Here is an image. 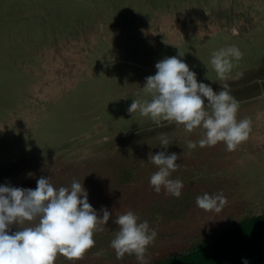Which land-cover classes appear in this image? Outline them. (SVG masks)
<instances>
[{
    "label": "rangeland",
    "instance_id": "rangeland-1",
    "mask_svg": "<svg viewBox=\"0 0 264 264\" xmlns=\"http://www.w3.org/2000/svg\"><path fill=\"white\" fill-rule=\"evenodd\" d=\"M19 1L0 0V19L3 13L22 10L21 15L5 17V21L10 20L8 24L16 34L22 31H16L17 27L27 31L35 26L40 36L34 43L26 39L22 48L29 51L36 47L30 53L40 56L42 70H36L37 77L24 84L18 78L2 76L1 91L7 97L0 99V185L34 190L37 180L45 177L58 189L70 188L75 180L87 190L88 201L98 215L102 216L100 210L104 207L111 213L104 230L94 234L95 247L82 259L69 260L57 254L54 264H140L135 255L117 259L110 246L119 230L112 221L127 211H133L140 222L148 221L157 231L154 243L148 247L147 264L182 255L245 216L264 213V96L263 101L238 103L237 120L249 119L252 131L248 140L232 152L226 150L224 142L204 148L197 144L196 149L189 150L187 141L202 139V129L188 133L183 126L167 122L157 127L151 119L142 118L138 110L128 112L134 99L151 98L138 84L145 85L146 77L156 74V63L167 57L176 56L186 62L197 73L199 82L210 84L214 90L225 82L218 81L210 64L213 51L235 45L242 53L250 54L249 58L233 60L238 75H245L246 66L263 62L264 32H258L264 28V9L259 12L264 0H187L193 9L188 16L202 25L200 30L187 29L189 36L176 35L175 18L184 20L180 11L183 0H118L116 6L121 11L115 14L106 11L111 0H81L76 5H81L83 11L73 6L64 18L54 2L46 0L50 9L47 15L53 20L48 21L52 23L49 27L43 25V10L40 2L36 3L39 0ZM226 8L254 14L248 26L252 34L246 40L232 34L233 23L220 24V28L212 24V30L211 23L203 24L206 18L210 22L205 15ZM122 11L131 12L135 21L131 16L115 21L122 18ZM243 21H237V25H244ZM160 24L161 30L169 28L170 34L159 30ZM224 28H230L229 32ZM7 30L0 23V75L4 74L2 67L10 48L7 43H13ZM239 41H249V46L256 47L248 53ZM100 63L120 65L112 67L114 78L108 73L97 74ZM249 75L262 79L263 73L258 69ZM235 79L226 83L237 102L241 95L243 100L261 95L257 87L253 93L249 88L237 90ZM129 115L134 118L129 120ZM51 118V126L41 124ZM161 133L169 140L167 154L179 157L181 167L171 176L183 182L179 198L163 188L156 193L149 183L158 171L148 160L149 153L165 150L158 138ZM125 170L134 177L122 184ZM204 193H223L227 204L220 213L197 207L196 197Z\"/></svg>",
    "mask_w": 264,
    "mask_h": 264
},
{
    "label": "clouds",
    "instance_id": "clouds-1",
    "mask_svg": "<svg viewBox=\"0 0 264 264\" xmlns=\"http://www.w3.org/2000/svg\"><path fill=\"white\" fill-rule=\"evenodd\" d=\"M181 56V55H180ZM243 53L235 45L220 48L211 53L210 64L218 81L225 82L214 91L210 84L198 82L197 73L176 56L156 63V74L146 77L143 91L151 98L134 99L128 112L139 111L142 117L151 119L157 127L183 126L188 133L202 129L203 138L198 142L187 141V148L194 150L226 144V150L235 151L246 142L252 131L249 119L237 120L239 104L230 94V73L233 60L242 59ZM207 101V103H206ZM165 149L148 160L158 167L149 183L156 193L162 188L179 198L183 182L172 179V173L181 167L176 153L167 154L169 140L166 134L158 135ZM223 193L196 197V205L205 212L220 213L226 206ZM102 216L88 201L83 184L73 181L70 188H55L49 178L41 177L33 189L0 185V264H54L57 254L69 260L82 259L95 247L94 234L102 232L111 213L106 207ZM119 230L110 246L117 259L125 254L135 255L140 264H147L148 247L154 243L157 231L148 221L140 222L139 216L127 211L112 221ZM13 226L18 230L13 231ZM245 264L247 262L245 261Z\"/></svg>",
    "mask_w": 264,
    "mask_h": 264
},
{
    "label": "trees",
    "instance_id": "trees-1",
    "mask_svg": "<svg viewBox=\"0 0 264 264\" xmlns=\"http://www.w3.org/2000/svg\"><path fill=\"white\" fill-rule=\"evenodd\" d=\"M21 1L24 2V0H21ZM21 1H19V3H22ZM52 1L54 2V5L58 7V12L61 14L62 18L69 15V12L67 10L73 6H76L74 7L75 9L79 7L83 11L82 9L83 7L81 5H76L78 3H82L81 0H71L72 3H75L73 5L69 4V2L64 4L60 0H52ZM39 2H40L39 7L43 10L41 12V14H43V25H45L44 27H49L52 25V23L48 21H53L50 18V16L47 15L50 12V9L46 7L47 5L46 0H39L36 3L38 4ZM117 2L118 0H111L110 2H108V3H112L111 5L107 4V7H106L107 8L106 11L109 14H111V12L115 14L116 12L121 11L120 8L116 6L118 5ZM62 5H65V6H62ZM62 7H65V8L62 9ZM103 8H105V6H103ZM99 9H101V7H99ZM190 10H193V9L192 8L190 9L189 7L188 10L182 11L184 19H186L187 22L178 21L177 26H176L177 32L181 33L184 36H189L188 32L190 30H187V29L192 28L195 31L197 27L200 30V27L202 26L201 24L196 23L197 19L195 21L193 18H190L188 16V13ZM21 11L22 10L17 9V10L10 11L8 13H3L2 18L0 19L1 20L0 23L6 25V28L8 29L7 32L11 33V39H13L12 44H10V42L7 43V46H10V48H8L9 50L7 53L6 64L4 67H2L4 74L0 75V84L2 81V76L18 78L19 80L17 81L21 82V84H24V83L30 82L33 78L37 77L36 70H42L39 64L41 61L40 56L30 53V51H33V49L36 47H32V49L29 51H27L28 49L22 48V44L23 42H25L26 39H30V41L34 43L35 40L38 39V37L40 36L35 26L31 28L28 27L27 31L24 29L25 27H17L16 31H18L19 29L22 31L19 34H16L17 32L13 33L12 31L13 30L12 24L11 25L8 24L10 20L5 21V17L11 18L12 16L16 17V15H21ZM249 11L250 10H248L247 12ZM83 14H86V12ZM205 16L210 17V22L206 18L203 24L211 23L209 24V26H210V29L212 30L213 28L212 24L226 25L227 19L235 17V16L238 18L244 17L245 12H241V13L236 12L233 15H230L229 13H227L225 15L224 12L220 9L215 14L205 15ZM244 20L245 21L242 22V24L244 25H238L236 29H239V34H242L240 35V37L246 40L247 35L250 34L249 33L250 27L248 26L251 23L252 18L251 19L245 18ZM234 21H233L234 26H237V23ZM24 25H27V24H24ZM23 31L24 33H22ZM239 45H243L249 48L252 46L249 52L256 47L252 44H250L249 46V41L248 42L244 41L242 42V44H239ZM8 54L11 57V59L8 58L9 57ZM55 56L57 59L60 58L57 54H55L54 57ZM249 56L250 54L246 53L244 54L243 58H247V57L249 58ZM127 67L133 69V67H130V66H127ZM229 75H230V79L237 78L233 81L237 82L239 80L238 74L236 73L234 68L232 69ZM138 85H141L144 87V84L141 82H139ZM2 87L3 86L1 84L0 85V99L7 97V95L2 94V91H1ZM219 90H216V91H219ZM11 98L13 97H9L7 99H11ZM145 100H149V99L144 98L140 101H145ZM127 115L128 114L126 113L125 117H127ZM133 118L134 116L129 115V120ZM144 118L147 121L150 120L149 118H146V117ZM51 122H52V118L46 121L45 123H41V124L44 127H49L52 125ZM133 177H134L133 175L129 176L127 170H125L120 183L127 184L130 181H132L131 179ZM253 214L255 215L249 214L245 216L240 222L234 223V225L230 226L229 228L219 233H216L208 238H204L199 243L194 245L192 249L183 253L182 255L170 256L165 259L155 261L151 264H245V261L247 262V264H264V213H257V214L253 213ZM114 255L116 256V254ZM124 257H127V255H125Z\"/></svg>",
    "mask_w": 264,
    "mask_h": 264
},
{
    "label": "flooded vegetation",
    "instance_id": "flooded-vegetation-1",
    "mask_svg": "<svg viewBox=\"0 0 264 264\" xmlns=\"http://www.w3.org/2000/svg\"><path fill=\"white\" fill-rule=\"evenodd\" d=\"M184 1V5H183V8H181L180 9V11L181 10H183V11H185V10H188L189 9V7H190V9L192 8L191 7V2H189V3H187L186 4V2H187V0H183ZM264 2V1H263ZM227 10H225V9H221L223 12H224V14L226 15L227 13H229L230 15H233L234 13H236L237 11H235V10H233V9H229V8H226ZM262 9H264V6H261V8H260V10H259V12L262 10ZM121 14V15H120ZM120 14H117V15H115V17H118L119 15L120 16H122V18L121 19H117V20H115V21H117V22H120L123 18H126L127 16H131V12L130 13H128V14H124V12L122 11ZM181 14H183V12H181ZM176 16H177V13H176ZM247 17H249V19H251L252 18V21L254 20V14L251 12V11H249V12H245V16L244 17H240V18H238V17H232V18H229V19H227L226 20V23H228L229 25L230 24H232L233 23V21H234V19H235V21L234 22H236L237 23V21H243L245 18H247ZM131 18H132V20L133 21H135L134 20V15H132L131 16ZM209 18V17H208ZM176 19V22H178L179 21V19H177V18H175ZM183 22H187V20L186 19H184L183 20ZM218 26H219V28L221 27L220 26V24H217ZM161 27H162V24H160L159 26H158V29L159 30H161ZM238 27V25L237 26H234V28H235V31L234 30H231V32H232V34H235L236 36H240V35H242V34H239V29H236ZM262 27H264V23L262 24ZM154 28V26H152V27H149V28H147L148 30L149 29H153ZM260 28V27H259ZM225 29V32L226 31H228L229 32V29L230 28H224ZM163 33L164 32H167V33H169L170 34V30H169V28H166V29H162L161 30ZM262 32H264V28H262V30H260L258 33L260 34V35H262L261 33ZM249 33H250V35L252 34L251 33V31H249ZM131 34V33H130ZM176 35L177 36H180V35H182L181 33H178L177 31H176ZM241 39L243 40L244 38H242L241 37ZM242 42H244V41H241V44H242ZM242 47H243V49H245L246 50V52H249V50L251 49H249V47H246V46H243L242 45ZM244 54H246V53H244ZM116 66H120L119 64L118 65H113V64H111V63H100L99 64V67H98V73L97 74H99L100 76L101 75H103L104 73H108V75L110 74V77L111 78H114V75H111V70H113V68L112 67H116ZM136 67V66H135ZM258 69L260 70V71H262V73H263V75H262V79H259L260 77L259 76H257V77H253V76H250L249 74L251 73V71H258ZM262 69V70H261ZM245 70H246V73H245V75L243 76V74H240V75H238V81L236 82L237 83V90L238 89H244V88H249L250 90V92L251 93H253L252 91H253V88L254 87H257V88H259L260 89V91H261V95L259 96V97H255V95L253 94V96H250L249 98H247L246 100H243L242 99V97H243V95H241L239 98H237V100H238V103H245L246 101H248V100H253V102L256 100V101H263V99L261 98V97H263L264 96V61L263 62H261V61H256L255 62V65H252V66H246L245 67ZM198 82H199V80H198ZM216 91V90H215ZM218 92V91H217ZM230 93H232V92H230ZM255 103V102H254ZM246 106V105H245ZM239 107H240V105H239Z\"/></svg>",
    "mask_w": 264,
    "mask_h": 264
},
{
    "label": "water",
    "instance_id": "water-1",
    "mask_svg": "<svg viewBox=\"0 0 264 264\" xmlns=\"http://www.w3.org/2000/svg\"><path fill=\"white\" fill-rule=\"evenodd\" d=\"M126 64H129V65H132V66H136V67H141V65H139L138 63H136V62H132V61H126L125 62Z\"/></svg>",
    "mask_w": 264,
    "mask_h": 264
}]
</instances>
